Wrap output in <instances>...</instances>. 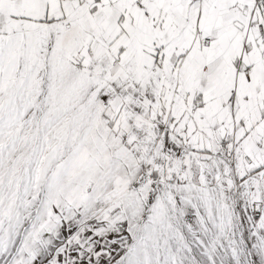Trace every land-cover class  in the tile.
<instances>
[{
	"label": "snow or ice",
	"instance_id": "1",
	"mask_svg": "<svg viewBox=\"0 0 264 264\" xmlns=\"http://www.w3.org/2000/svg\"><path fill=\"white\" fill-rule=\"evenodd\" d=\"M0 264H264V0H0Z\"/></svg>",
	"mask_w": 264,
	"mask_h": 264
}]
</instances>
